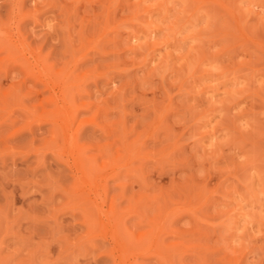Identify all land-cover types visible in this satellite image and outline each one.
<instances>
[{
    "label": "rangeland",
    "instance_id": "1",
    "mask_svg": "<svg viewBox=\"0 0 264 264\" xmlns=\"http://www.w3.org/2000/svg\"><path fill=\"white\" fill-rule=\"evenodd\" d=\"M13 1L0 26L41 47L55 86L18 105L25 76L0 77V264H264V0Z\"/></svg>",
    "mask_w": 264,
    "mask_h": 264
},
{
    "label": "bare ground",
    "instance_id": "2",
    "mask_svg": "<svg viewBox=\"0 0 264 264\" xmlns=\"http://www.w3.org/2000/svg\"><path fill=\"white\" fill-rule=\"evenodd\" d=\"M14 2V1H13ZM15 2H16V0H15ZM14 2V7L12 6L11 8L13 9V8H16L17 7V4L18 3H15ZM20 2V1H19ZM21 2H22V0H21ZM21 4V3H20ZM20 4H18V5H20ZM10 5H13V3L11 4V1H10ZM18 8V7H17ZM14 9L15 11L16 10H18V9ZM10 11V10H9ZM17 12V11H16ZM18 20V19H17ZM16 20V22H17V24H18V21ZM6 21V20H5ZM0 22H4V20H2V21H0ZM2 23H0V25H1ZM3 24H5V23H3ZM7 24V23H6ZM5 24V25H6ZM16 27V26H15ZM16 29H17V27H16ZM15 29V30H16ZM20 47H21V49H20ZM41 48V47H40ZM40 48L39 49H37V50H35V51H33L31 48H30V44L29 43H26V40H25V37L21 34V32H17V34L16 33H13L11 30H4L3 28H2V26H0V53H4V54H6V56H7V58H11V60H12V65L11 66H5V68L3 67L4 66V64H3V66H1V68L3 67L4 68V71L2 72L3 73V75H1L0 77H2L1 79L3 80H5V78L7 77V75L9 74V72L10 71H12V70H14V71H16L17 72V75L16 76H20V78L21 77H23V76H25V77H23V78H21V80L19 81V84L17 85V86H15V88L14 89H16V92L13 94L14 95V98L15 97H18L19 99H18V101L19 100H21V103H23L24 101H28V100H31L32 98H33V94H36V96L39 94L40 96L42 95V93H43V90H44V88L47 90V89H50L52 86L54 87L55 85H54V83H51L47 78H46V73L45 72H47L46 70H44L45 69V67H43L44 66V64L42 65V63H41V58L39 57V52H40ZM16 51H17V54H14V53H16ZM42 51V50H41ZM16 56V59L15 58H12V56ZM1 59H3V58H1ZM14 59V60H13ZM10 60V59H9ZM10 62V61H9ZM8 63V62H7ZM15 64V65H14ZM39 65H41V67L39 66ZM16 67H17V69H16ZM52 69H54V68H52ZM63 70V69H62ZM45 71V72H44ZM23 72V73H22ZM57 72H60V71H57ZM56 72V73H57ZM21 73H22V76H21ZM44 73H45V75H44ZM61 74H62V72H60ZM66 73V72H65ZM20 74V75H19ZM65 75V74H64ZM66 77L68 76V75H65ZM70 76V75H69ZM73 76V75H72ZM71 76V77H72ZM58 77H60V76H58ZM57 77V78H58ZM74 77V76H73ZM72 77V78H73ZM19 78V79H20ZM55 78V77H54ZM68 78H70V77H68ZM1 80V81H2ZM60 80V79H59ZM66 79L64 78V81H65ZM68 80V79H67ZM63 81V80H62ZM58 82V81H57ZM65 83V82H64ZM51 84H52V86H51ZM63 84V83H62ZM64 85V84H63ZM49 86H51V87H49ZM14 87V86H13ZM41 89H40V88ZM52 87V88H53ZM64 87V86H63ZM22 88L24 89V88H26V92H24V94L23 93H21V92H23L22 91ZM52 88H51V90H52ZM2 88H0V90H1ZM2 91V90H1ZM8 91L9 92H5V93H7V94H5L4 96L3 95H0V102L2 101V102H4L5 100H6V104H8L11 100H8L9 102H7V99L8 98H10V96H12L11 94L14 92H12L11 93V89L9 88L8 89ZM81 91V90H80ZM87 91V90H86ZM36 92H38V94L36 93ZM53 91H51V93H52ZM11 93V94H10ZM57 93V92H56ZM83 93V92H82ZM81 93V94H82ZM22 94V95H21ZM50 94V93H49ZM70 94V93H69ZM85 94V93H84ZM87 94H88V92H87ZM89 95V94H88ZM35 96V97H36ZM53 96H54V94H53ZM53 96H51L50 98H48V97H46V98H42L43 99V102H46L47 100L48 101H50V102H47V104L49 105L51 102H52V104L54 103L55 105H53V106H55L56 107V109H57V107H59V105L57 104V97L55 98V97H53ZM60 96V95H59ZM68 96V95H67ZM66 96V97H67ZM85 96H86V94H85ZM90 96V95H89ZM7 97V98H6ZM13 97V96H12ZM64 97V96H63ZM69 97V96H68ZM84 97V96H83ZM12 100H13V98H11ZM15 99H17V98H15ZM44 99H45V101H44ZM63 99V98H62ZM65 99V98H64ZM66 100V99H65ZM68 100H70L71 101V99H70V97L68 98ZM75 100H76V98H75ZM82 100V99H81ZM84 100H86V99H84ZM17 101V102H18ZM27 101L25 102V103H27ZM72 101H74V100H72ZM71 101V102H72ZM17 102H15L16 104H21L20 103V101H19V103H17ZM42 102V104L40 105L41 107L43 106H45L46 105V103L44 104ZM66 102V101H65ZM64 102V103H65ZM71 102H70V104H71ZM88 102V101H87ZM60 103V102H59ZM63 103V104H64ZM75 102H73L72 104H74ZM92 103V102H91ZM94 103V102H93ZM1 104V103H0ZM67 104V103H66ZM69 104V103H68ZM72 104H71V106H72ZM84 104V103H83ZM87 104H90L89 102L88 103H85L84 105H82V107H84V108H89L88 106L89 105H87ZM47 105V106H48ZM76 105V104H75ZM73 106V108H71V106H67L68 107V109L66 108V111L68 110V111H70L71 110V112H73V110H75V107L77 106V107H79L78 105H76V106ZM16 106V105H15ZM20 106H23V105H20ZM18 107V106H17ZM35 107H37V106H35ZM42 107V108H43ZM63 107H64V105H63ZM62 107V108H63ZM76 107V109L78 110V108ZM81 107V104H80V107L79 108H81L82 110L84 109V108H82ZM19 108V107H18ZM38 108H40V107H38ZM59 108H61V107H59ZM61 108V109H62ZM69 108H70V110H69ZM99 108V107H98ZM35 109V108H34ZM37 109V108H36ZM35 109V110H36ZM27 110V109H26ZM55 110V109H54ZM63 110V109H62ZM64 110H65V108H64ZM63 110V111H64ZM85 110H87V109H85ZM89 110V109H88ZM87 110V111H88ZM30 111H31V109H30ZM58 115H60L61 113H60V109H58ZM36 112L38 113V109L36 110ZM49 113H51V114H54L52 111L50 112V111H48ZM47 112V113H48ZM77 112H79V111H77ZM85 112V111H84ZM28 113L30 114L31 112H29L28 111ZM35 113V112H34ZM33 113V114H34ZM47 114V115H51V114ZM56 113L57 112H55V114H54V117H53V119L51 118L50 120L51 121H49V118H48V122H52L51 123V125L53 126L54 125V127L57 125V123L58 122H56L57 121V119H58V116H56ZM64 113H66V112H64ZM94 113V112H93ZM32 114V113H31ZM30 114V115H31ZM33 114H32V116H33ZM44 114H46V113H44ZM46 115V117H48ZM66 115V114H65ZM67 115H68V113H67ZM66 115V116H67ZM93 115H95V114H93ZM22 116V115H21ZM36 116V115H35ZM34 116V117H35ZM45 116V115H44ZM56 116V117H55ZM65 116V117H66ZM70 117H71V115H69ZM76 116H78V114H76ZM28 117V116H27ZM31 117V116H30ZM33 117V118H34ZM60 117H61V115H60ZM72 117H73V114H72ZM32 118V117H31ZM45 117H43V118H41V120L42 119H44ZM57 118V119H56ZM62 118V117H61ZM60 118V119H61ZM68 118V117H67ZM35 119H37L38 121H39V123H41V120H39L40 118L39 117H36ZM35 119H33L34 121H35ZM71 119V118H70ZM73 119V118H72ZM36 120V121H37ZM45 121H46V119H44ZM43 120V121H44ZM59 120V119H58ZM74 120V119H73ZM72 120V121H73ZM32 121V120H31ZM33 121V122H34ZM62 121H64L63 119H62ZM89 121V120H88ZM87 121V122H88ZM91 121H92V119H91ZM13 122V121H12ZM28 122H30V121H28ZM90 122V121H89ZM94 122V121H93ZM93 122H90V123H92L93 124ZM32 123V122H31ZM34 123H36V122H34ZM63 123V122H62ZM65 123V122H64ZM95 123V122H94ZM14 124V123H13ZM16 124V123H15ZM29 124V123H28ZM81 124V123H80ZM31 125V124H30ZM33 126H34V124H32ZM37 125H38V123H37ZM9 126H10V124H9ZM57 126H59V124L57 125ZM57 126H56V128H57ZM65 126V125H64ZM67 126V125H66ZM66 126L64 127L65 129H64V131L66 130ZM99 126V125H98ZM29 127V126H28ZM38 127V126H37ZM54 127H52V128H54ZM59 128V127H58ZM57 128V129H58ZM95 128H96V126H95ZM101 128V127H100ZM60 129V130H59ZM58 129V131L60 132V131H62V129H61V127ZM68 129V128H67ZM102 129H104L103 127H102ZM55 130V129H54ZM78 130V129H77ZM32 131V130H31ZM51 131H52V129H51ZM57 131V134H59V132ZM74 131H76V130H74ZM73 131V132H74ZM103 131V130H102ZM105 131V130H104ZM120 131V130H119ZM65 132H67V131H65ZM64 132V133H65ZM79 132V131H78ZM52 133H54V131H52ZM63 133V134H64ZM121 133V132H120ZM22 134V133H21ZM28 134V133H27ZM68 134V133H67ZM73 134H75V133H73ZM73 134H69V135H73ZM104 134V133H103ZM53 135V134H52ZM78 135H80V134H78ZM106 135V134H105ZM56 137H57V135H56V133H55V139H56ZM100 137V136H99ZM53 138H54V136H53ZM60 138V137H59ZM67 138L69 139V141H71V146L70 145H68L69 147H70V150L72 149V151L73 150H78L79 148H80V145L78 144V141H77V138L76 137H74V136H71V137H68L67 136ZM82 138V137H81ZM123 138V137H122ZM63 139V138H62ZM61 139V140H62ZM67 139V140H68ZM100 139H102V138H100ZM58 140V139H57ZM60 140V139H59ZM68 141V142H69ZM99 141V140H98ZM122 141H123V139H122ZM68 142H66L67 144H68ZM63 142H60V144H62ZM66 143H65V146H66ZM83 145V144H82ZM87 145V144H86ZM89 145V144H88ZM99 146H100V144H98ZM106 144H103L102 146L104 147ZM127 145V144H126ZM84 146V145H83ZM90 146V145H89ZM112 146V145H111ZM111 146L110 145H108L107 146V148L109 147V148H111ZM128 146V145H127ZM69 147H68V149H69ZM92 147V146H91ZM101 147V146H100ZM99 147V148H100ZM103 147H101V150L99 149V148H96V149H98L99 151H98V153H100L99 154V156H94V154H92V155H89V156H87L86 154L87 153H85V155H83L82 157H79V158H76V160L75 159H73V161H74V164L71 166L72 167V169H73V171H74V173H75V175H77L76 176V178L78 179V180H81L79 183H81V182H88V181H90V175H91V173L93 172V171H95L96 169H95V167H96V162H98V159L99 158H105V156H106V158L105 159H102V165H104L106 168H107V166L108 165H111L112 164V162H110V156H111V154L109 155V153H108V149L106 148V147H104V149L105 150H103ZM89 149H90V147H88ZM95 148V147H94ZM124 148V147H123ZM67 149V150H68ZM81 149V148H80ZM84 149V151L86 150V148H83ZM119 149V148H118ZM125 149H126V147H125ZM124 149V150H125ZM109 150H111V149H109ZM114 150V149H113ZM72 151H70L71 153H72ZM80 151V150H79ZM87 151V150H86ZM106 151V152H105ZM128 151V148L125 150V152H127ZM67 152H69V151H67ZM78 152V151H77ZM114 152V151H113ZM117 152H120V149L117 151ZM76 153V152H75ZM81 153V152H80ZM79 154V153H78ZM77 154V155H78ZM123 154H124V156H123ZM59 155V154H58ZM61 155V154H60ZM72 155V154H71ZM115 155V154H114ZM119 155V154H118ZM92 156V157H91ZM125 156H127V155H125V153H122V157H125ZM60 157V156H59ZM73 157H76V156H74L73 155ZM99 157V158H98ZM109 159H108V158ZM116 157V156H115ZM68 158V157H67ZM72 158V157H71ZM117 159V158H116ZM109 160V161H108ZM112 160H114V159H112ZM128 160V159H127ZM66 162H67V160H66ZM121 161H119V163H120ZM125 163V162H124ZM127 163V162H126ZM114 165V164H113ZM118 165L119 164H117V167H118ZM120 166V165H119ZM112 167H114V166H112L111 165V167H110V169H112ZM123 167V166H122ZM121 168V167H120ZM126 168H127V166H126ZM108 169V168H107ZM115 169V168H114ZM119 169V168H118ZM102 170H104V168L102 169ZM122 170V169H121ZM120 172V171H119ZM73 173V172H72ZM94 173V172H93ZM93 173H92V175H93ZM113 174V173H112ZM116 174H117V172H116ZM115 174V175H116ZM73 175V174H72ZM119 175V174H118ZM124 175V174H123ZM137 175V174H136ZM91 177H94V175L93 176H91ZM106 177H109V176H106ZM112 177H117V176H112ZM76 178H74V180L73 181H75V179ZM110 178V177H109ZM86 179V180H85ZM96 179V177L94 178V180ZM103 179V178H102ZM104 179H106V178H104ZM103 179V180H104ZM108 179V178H107ZM93 180V181H94ZM138 180V179H137ZM142 181H144V179H141ZM76 182V181H75ZM91 182H92V180H91ZM90 182V183H91ZM79 183H78V185H79ZM143 183H145V182H143ZM142 183V184H143ZM77 184V183H76ZM97 184V183H96ZM106 184H107V182H106ZM88 185V184H87ZM91 185L92 184H90V187H91ZM121 185V184H120ZM144 185V184H143ZM82 186V185H81ZM93 186V185H92ZM107 186V185H106ZM121 186H123V185H121ZM120 186V187H121ZM88 187V186H87ZM123 188V187H122ZM140 188V187H139ZM142 188V187H141ZM88 190H89V187L87 188ZM86 189V190H87ZM124 189V188H123ZM91 190V189H90ZM98 190V189H97ZM107 190V189H106ZM105 190V191H106ZM122 190V189H121ZM89 192V191H88ZM94 194V193H93ZM95 195H96V193H95ZM103 195V194H102ZM107 195H108V193H107ZM94 196V195H93ZM83 197V196H82ZM85 197V196H84ZM99 199H100V197H99ZM86 200V199H85ZM90 200H93V199H89V201ZM91 202V201H90ZM99 202H101V200L99 201ZM102 202H105L104 201V199H103V201ZM112 202V201H111ZM98 203V202H97ZM106 203V202H105ZM84 204H88V203H84ZM164 205V204H163ZM88 207V206H87ZM110 207H112V205L110 206ZM80 208V207H79ZM89 208V207H88ZM96 209V208H95ZM104 209V208H103ZM84 210L87 212V214L89 213V211H87L85 208H84ZM97 211H98V213H99V208H97L96 209ZM96 210H94V213H95V211ZM104 211H106V210H104ZM104 211H103V213L102 214H104ZM115 211V210H114ZM100 212H102V209L100 210ZM139 212V211H138ZM91 214H92V212H90ZM109 213H111L112 214V212L110 211ZM114 213V212H113ZM143 213V212H142ZM84 216H85V218H84V216H83V221L82 222H84L85 220H87L86 221V225H87V223H92V222H96L97 220H94V221H92V219H94V218H96V215L95 214H97V213H95L94 214V216H90V217H88V219L90 218L91 220H90V222H89V220L87 219V217H86V215L87 214H85V212L84 213H82ZM110 214V215H111ZM138 214V213H137ZM136 214V215H137ZM113 215V214H112ZM139 215H141V213L139 214ZM101 216V215H100ZM138 216V215H137ZM94 217V218H93ZM98 217V216H97ZM103 217H104V215H103ZM107 217V216H106ZM115 218V217H114ZM85 219V220H84ZM108 219V218H107ZM140 219V218H139ZM146 219V218H145ZM109 220V219H108ZM106 221V220H105ZM94 222V223H95ZM118 222V221H117ZM97 223L99 224V222L97 221ZM101 223V222H100ZM119 223V222H118ZM98 224H97V226H96V228H95V226L94 227H91V228H95V229H99V230H101L102 229V227L100 228V226L101 225H99L98 226ZM115 224H117V223H115ZM139 224V223H138ZM90 226V225H89ZM89 226H88V228H89ZM136 226V225H135ZM138 226H141V223H140V225H138ZM103 227H104V225H103ZM117 227H118V225H117ZM137 227V226H136ZM90 229V228H89ZM113 229V228H112ZM122 229V228H121ZM91 231H92V229H90ZM98 230V231H99ZM111 230V229H110ZM115 230V229H114ZM87 231H89V230H87ZM95 231V230H94ZM101 232V234H102V230L100 231ZM113 232V231H112ZM123 232V231H122ZM89 233H90V231H89ZM104 233V232H103ZM110 233H111V231H110ZM127 233V232H126ZM133 233V232H132ZM91 234H92V232H91ZM115 234V233H114ZM114 234H112V237H111V235L109 236V237H111L113 240H117L118 241V238H119V236L117 237L116 236V234L114 235ZM119 234V233H118ZM142 234V233H141ZM88 235V234H87ZM124 235H125V232H124ZM85 236H86V234H85ZM89 236V235H88ZM129 236V235H128ZM108 237V238H109ZM117 237V238H116ZM121 237V236H120ZM125 237V236H124ZM123 237V238H124ZM126 237H127V234H126ZM125 237V238H126ZM123 238H121V239H123ZM105 239V238H104ZM141 239V238H140ZM114 241V242H115ZM156 241V240H155ZM122 242H123V240H122ZM121 242V243H122ZM127 242V241H126ZM125 242V243H126ZM128 242H130L129 240H128ZM154 242V241H153ZM143 243V242H142ZM140 243H138L137 244V246L139 245ZM144 244V243H143ZM118 245V244H117ZM142 245V244H141ZM116 246V245H115ZM131 246V245H130ZM129 246V247H130ZM136 246V247H137ZM108 247H110V246H108ZM119 247V246H118ZM120 247H122V246H120ZM125 247V246H124ZM139 247V246H138ZM137 247V248H138ZM131 248V247H130ZM149 248V247H148ZM112 249V248H111ZM110 249V250H111ZM141 250V249H140ZM151 250V249H150ZM109 251V250H108ZM132 251V250H131ZM111 252V251H110ZM110 252H108L109 253V255L111 256V254H110ZM121 252V251H120ZM123 252V251H122ZM127 252H128V250H127ZM141 253V252H140ZM142 254V253H141ZM145 253H143V255H144ZM120 255V254H119ZM147 253L144 255L145 257H147ZM114 256V255H113ZM147 258H150L149 256L147 257ZM120 259V258H119ZM136 259V258H135ZM117 261V260H116ZM154 263V262H153Z\"/></svg>",
    "mask_w": 264,
    "mask_h": 264
}]
</instances>
